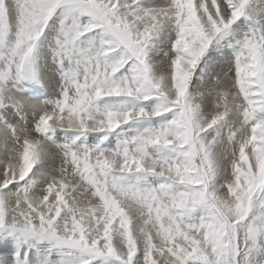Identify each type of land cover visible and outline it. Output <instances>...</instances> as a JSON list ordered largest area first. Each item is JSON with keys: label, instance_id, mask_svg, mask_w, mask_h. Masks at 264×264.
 <instances>
[{"label": "snow or ice", "instance_id": "1", "mask_svg": "<svg viewBox=\"0 0 264 264\" xmlns=\"http://www.w3.org/2000/svg\"><path fill=\"white\" fill-rule=\"evenodd\" d=\"M0 264H264V0H0Z\"/></svg>", "mask_w": 264, "mask_h": 264}]
</instances>
